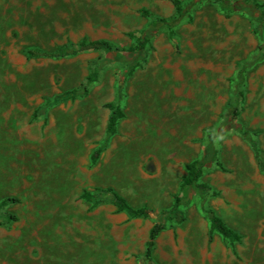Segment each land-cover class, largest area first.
<instances>
[{"label":"rangeland","instance_id":"374dc122","mask_svg":"<svg viewBox=\"0 0 264 264\" xmlns=\"http://www.w3.org/2000/svg\"><path fill=\"white\" fill-rule=\"evenodd\" d=\"M173 14L169 0H0V201L16 199L0 209V264H139L157 217L129 218L110 203L91 208L80 193L112 187L133 207L168 210L185 165L208 143L216 159L200 178L211 187L205 205L242 239L231 245L210 234L195 195L183 206L185 220L158 235L152 258L264 264V58L255 61L264 45L244 10L226 15L214 0L203 1L173 39L161 27L138 52L26 55L83 38L128 48V32ZM243 62L250 63L244 101L232 120L237 126L225 127ZM127 64L137 65L128 76ZM98 65L88 92L70 96ZM109 102L124 116L90 164L105 137ZM238 128L254 134L262 166Z\"/></svg>","mask_w":264,"mask_h":264},{"label":"trees","instance_id":"16d2710c","mask_svg":"<svg viewBox=\"0 0 264 264\" xmlns=\"http://www.w3.org/2000/svg\"><path fill=\"white\" fill-rule=\"evenodd\" d=\"M174 8V14L170 17H159L151 20L148 23L147 28L139 33L128 32L127 35L133 39V44L128 48L119 47L112 44L110 41L105 39H86L83 38L77 43L64 44L57 47L54 50L46 51L41 49H27V57H50V58H61V57H71L82 52L87 51H105V52H138L143 50L147 45L150 44L151 37L156 33L161 27H165L167 30L168 37L170 39L174 38L175 27L184 18V16L190 11L195 5L206 1V0H187L182 2L181 0H169ZM219 10H221L226 15L235 12L238 9L244 10L251 21L254 24V31L258 35L261 45L260 49L264 45V3L257 0H234V2H229L228 0H214ZM140 13L148 17L149 12L146 9H140ZM264 58V53L261 52L255 58V61L262 60ZM105 63V62H103ZM250 63H237V69L235 74V84H234V101L227 105V116L228 120L224 121V126H237L232 124V120L238 115L240 105L244 101V83L246 77V71ZM136 64H127L125 69V75H131L135 71ZM100 66H95L91 72L88 74L86 84L73 90L70 96H81L88 92V84L94 82L97 79ZM109 110V115L105 128V137L102 143L95 148L90 155V164H94L101 152L104 150L106 143L116 132V126L118 121L124 116L123 111L120 106L114 102H109L106 104ZM241 137L249 144L254 156L258 160L259 164L262 166L260 159V149L258 147V142L254 137V134L238 128ZM212 135V133H211ZM216 159V150L211 143H208L205 148L204 153L185 165V174L182 176L181 182L179 184L178 193L174 195L171 207L168 210H162L155 213L148 206L133 207L128 203L126 198L122 196L112 187L95 188L93 191L83 190L80 193V198L89 203L91 208H94L103 203H110L115 207L117 212L125 213L129 218H149L156 216L157 220L152 224L148 231V236L144 244V251L142 256L139 258V264H155L152 258V252L155 246V241L158 235L173 225L180 224L185 220V214L183 206L195 195L199 197L201 210L208 220L209 232L210 234L216 233L223 239L227 240L231 245L236 242H240L242 236L236 230L228 226L224 220L219 216L215 210L211 207L205 205L206 197L211 193V187L200 181L203 170L205 167L209 166L211 162ZM213 194V193H212ZM15 198H5L0 201V209L5 205L15 202ZM12 215H8L7 219H12Z\"/></svg>","mask_w":264,"mask_h":264},{"label":"clouds","instance_id":"9594fccd","mask_svg":"<svg viewBox=\"0 0 264 264\" xmlns=\"http://www.w3.org/2000/svg\"><path fill=\"white\" fill-rule=\"evenodd\" d=\"M223 140H225V136H224L223 134L218 135V136L215 137V139H214V144H216V145L218 146V145H219V142H220V141H223Z\"/></svg>","mask_w":264,"mask_h":264}]
</instances>
